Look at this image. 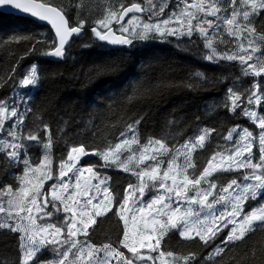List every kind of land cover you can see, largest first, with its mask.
Masks as SVG:
<instances>
[{
	"label": "snow or ice",
	"instance_id": "obj_1",
	"mask_svg": "<svg viewBox=\"0 0 264 264\" xmlns=\"http://www.w3.org/2000/svg\"><path fill=\"white\" fill-rule=\"evenodd\" d=\"M146 2L150 13L147 20L136 16L145 12L140 3L128 6L110 3L103 18L97 19L91 27L90 42L79 45L82 48L121 46L127 54L128 69L139 68L125 83L111 85L105 108H93L87 113L88 119L82 117L76 122L84 125L80 132H66L74 118H61L54 138L49 123L31 107L33 93L40 90L45 80L62 75L59 70L46 71L32 64L19 80L18 87L13 85V103L0 100V132L7 133L0 138V155L3 156L0 168L3 175L12 180L0 186V233L16 235L19 253L11 261L0 259V264H157V261L159 264H211L215 258H222L238 244H243L257 230L264 231V114L250 108L253 104L264 108L261 103L264 79L254 83L251 91L241 92L229 87L222 105L212 102L207 108L208 115H214L221 107L236 113L244 103L242 95L247 94V106L241 110L242 115L256 123L258 137L248 128L238 126L229 129L227 135L217 133L216 128L204 127L194 139L189 138L170 150L168 143L175 141L183 131L173 132L172 129L178 127L183 117L166 119L165 134L160 139L149 137L143 146L139 126L144 115L124 119L133 105H151L174 87L197 90L212 83L211 78L198 70L190 72L179 84L169 78L166 70L151 73L149 69L153 65L145 64L140 57L145 49L153 47L149 43L152 41L166 44L171 43L170 37H176L177 48L187 50L180 41L188 38L191 43V38L197 35L207 52L203 60L216 64L239 62L245 78L264 75V30L258 31L254 25L256 18L264 13V0H181L183 7L178 3V13L155 22L153 17L163 13L167 5L157 6L153 0ZM0 13L46 22L55 33L51 40L38 39L41 33L15 35L7 43L27 42L32 45L29 52H39L56 62H75L73 41L84 35L86 23L80 18L79 10L73 18L68 6H54L50 0H0ZM129 13L133 15L127 25L121 23ZM113 22L119 25V35L113 30ZM229 44L236 50H219L221 45ZM41 46L45 47L44 51ZM93 70L95 76L85 73L89 85L123 73L124 67L123 62L106 60L94 65L89 72ZM223 79L218 78L219 82ZM7 82L0 76V88ZM28 89L32 91L21 94V90ZM117 106L123 113L122 130L118 142L113 143L109 135H99L92 132V128L98 130L100 126L94 125V120L99 117L103 123ZM6 121H13L8 129H5ZM104 127L114 129L117 125ZM214 133L223 145L231 146L218 143L207 166L199 171L193 154L210 146ZM76 136L82 137L78 143L74 142ZM257 140L258 159L253 152ZM54 148L67 149L66 159H60L58 174L53 171ZM33 149L39 150L38 162L32 158ZM90 154L103 163L81 167L82 158ZM180 158L183 163L177 162ZM165 163L166 168L162 167ZM107 167L131 172L137 183H129L122 192L113 189L109 178L102 177L100 172ZM231 172L238 173V177L226 186L217 182V175ZM53 179L55 182L46 188V182ZM110 212L124 225L123 238H118L117 243L134 259L126 257L111 241L92 242L90 232H95L93 226L97 225V218H106ZM177 232L183 240L212 250L202 259L196 252L176 255L161 250V242ZM141 249L158 255H142ZM46 254L51 258L46 259ZM261 264H264V252Z\"/></svg>",
	"mask_w": 264,
	"mask_h": 264
},
{
	"label": "trees",
	"instance_id": "obj_2",
	"mask_svg": "<svg viewBox=\"0 0 264 264\" xmlns=\"http://www.w3.org/2000/svg\"><path fill=\"white\" fill-rule=\"evenodd\" d=\"M159 5L166 4V0H154ZM54 6L65 5L70 8V15L75 18L77 11L80 12V18L85 20V33L78 39L73 41V55L76 57L75 62H56L50 57H44L39 52H29L31 44L27 42L7 43L10 38L15 35H27L31 33H41L38 39L45 37L51 40L54 38L51 30L38 22L25 17H18L14 22L5 21L6 18L13 15L0 13V76L7 80V85L0 88V100H5L10 97L13 92V85L18 86V82L23 78L26 70L32 65L37 64L46 71L59 70L62 75L47 79L42 84L38 92H34V100L31 107L38 114L43 116V119L49 123V128L53 132L55 138L56 127L63 120L74 118L66 132L74 134L80 132L84 125L76 123L81 118L88 119V112L93 108L103 109L107 104L108 92L111 90L113 83L123 84L127 81L130 75L139 72V68L129 70L127 67V54L122 51L121 46H107L99 48L93 45L90 48H82L83 45L90 42L91 27L95 26L97 19L103 18L104 11L108 5L115 4L118 6L123 3L125 6L133 2L140 3L144 6L147 14L149 5L146 0H50ZM178 3L182 7L181 0H173L170 4L172 11L176 13L180 11L177 7ZM115 10V8L113 9ZM174 13V12H173ZM146 20V19H144ZM254 25L258 31L264 30V13L254 21ZM115 30V29H114ZM211 32V30H209ZM117 32V31H116ZM171 43L162 44L159 41L149 42L153 47L145 49L140 60L145 64L151 63L153 67L149 69L151 73L158 74L162 71L170 73L169 78L175 80L178 84L184 81L188 74L193 71L204 72L212 83L204 84L197 90L188 89L183 86H177L165 91L161 97L153 101L151 105L138 104L133 105L127 112V117L137 119L140 115H144L141 122V142H146L149 137L160 139L165 134L166 119L184 120L172 129L173 132H181L182 134L175 140L168 143L169 146H177L197 133L201 128H216L217 133L227 135L229 129L234 126L248 128L254 136L258 137L259 129L253 121L242 115V109L247 106V94L242 95L244 101L237 109L236 113H230L227 109L221 107L214 115L207 114L208 105L212 102L223 104L226 98L227 89L233 87L234 90L243 92L244 89L252 90V85L264 79V75L258 78L243 77L239 62H220L219 64L208 62L202 59L207 52L203 47L202 39L197 35L191 38L189 43L188 38H183L180 43L186 46L177 48V38L170 37ZM225 39H228L225 36ZM229 48L236 50L234 45H221L219 50L225 51ZM45 47L41 46V51ZM257 55H260L259 53ZM106 60H114L123 62L124 71L116 76L104 77L96 81L95 84L89 85L85 78V73L95 76V71L89 72L94 65L100 64ZM252 61H250L251 63ZM15 69V71H13ZM12 77L13 79H9ZM223 77L222 82L218 78ZM31 89L25 90L30 91ZM264 104V99H262ZM251 110H256L258 113L264 114V108L253 104ZM123 113L119 106L114 110V114L106 120L101 121L99 117L94 120V125H99V129L92 128V132H98L99 135H109L113 143L118 142L119 133L122 130L120 127L121 117ZM62 118V119H61ZM199 118V120H197ZM116 124L117 127L106 129V124ZM29 125L31 126V117H29ZM217 133H214L211 138V145L206 146L205 150L208 156L216 151V145H223V141L218 138ZM91 133H89L90 135ZM82 139L80 136L75 137L76 143ZM88 142L87 140L85 141ZM258 146V143L254 147ZM224 147H230L223 145ZM62 148V146H61ZM88 150H91L90 148ZM35 153V160L38 162L40 153L38 149L32 150ZM67 157V149L53 150L54 165L60 163V159ZM3 156L0 155V161ZM98 159H90L82 162L81 166L89 163H96ZM17 171V170H13ZM22 172V167L19 169ZM110 177V184L113 189L122 192L129 183L136 184L137 180L131 172H124L113 167L104 170ZM233 174H227L223 182L225 184L229 179L233 178ZM12 183L11 177L3 175V168H0V186ZM119 207V205H115ZM95 232H90L92 242L96 244L109 242L113 246L119 247L129 257L131 253L122 245L117 243L118 238H123V221L112 212L107 214L106 218H97V225L93 226ZM107 237L108 239H105ZM198 241V238H196ZM17 237L9 233H0V259H8L18 257L16 251ZM161 250L172 251L178 255H187L189 252L199 253V258H204L212 250L211 248L202 249L199 243H192L183 240L177 233H171L161 242ZM262 252H264V231L257 230L250 235L243 244H238L222 258H215L211 264H261ZM255 253V255H253Z\"/></svg>",
	"mask_w": 264,
	"mask_h": 264
},
{
	"label": "rangeland",
	"instance_id": "obj_3",
	"mask_svg": "<svg viewBox=\"0 0 264 264\" xmlns=\"http://www.w3.org/2000/svg\"><path fill=\"white\" fill-rule=\"evenodd\" d=\"M189 2H191V0H189ZM181 3H182V2H181ZM182 7H183V4H182ZM178 12H179V11H178ZM178 12H177V13H178ZM171 16H172V14L169 13L167 16H165V18H164V17H163V18H160V20H163V19H169ZM138 18H139V17H138ZM18 19H19L18 17H15V16H9L8 18L5 19V21H9V22L11 21V22H14V21H16V20H18ZM209 19H213V18H212V17H209ZM156 20H157V19H156ZM156 20H153V22H155ZM125 25H127V22L125 23ZM173 26H174V25H173ZM17 87H18V86H17ZM30 91H32V90H30ZM25 92H26L25 90H21V94H24ZM12 97H13V92H12V94L10 95V97H9L8 99H5V100H6L9 104H12V103H13V100L11 99ZM12 122H13V121H6V122H5V129L10 128ZM236 127H237V126H234V127H232V128H236ZM238 127H239V126H238ZM239 129H243V127H239ZM199 134H200V130L197 131V133H196L195 135H193L192 138L194 139L195 136H197V135H199ZM6 135H7L6 131L0 132V138H4V137H6ZM146 143H147V141H146V142H141V146L145 145ZM257 143H258V140H257ZM182 144H184V142L181 143V144H179V145H177V146H175V147H179V146L182 145ZM227 146H230V145H227ZM168 147H169L170 150L173 148L172 146H169V145H168ZM89 152H91V150H89ZM253 152L256 154L257 159H258V146H257V145H256V147L253 148ZM207 154H208V152H206L205 149H204V150H197V151L193 154V160L196 162L199 171H202V170H203V167L207 166V161H208L209 159L212 158V155H213V154H211V155H209V156H208ZM31 155H32V158L34 159V158H35V153H34L33 151H32V153H31ZM90 159H98V162H96V163H91V164H95V165H97V166H99L100 164L103 163V161L99 160L98 157H95L94 155H91V154H90L89 156H87V157L82 158V162L85 161V160H90ZM165 160H167V157H165ZM82 162H81V164H82ZM177 162H178V163H183V159L180 158ZM87 166H88V164H86V165H84V166H81V167H87ZM58 167H59V164H58L57 166L54 165V158H53V171H54V173H56V174H58ZM162 167H165V168H166V167H167V164L165 163ZM108 168H110V167L102 168V169H100V172H101L102 177H107V178H109V183H110V177H109V175L104 171L105 169H108ZM113 168H114V169H117V170H120V171H123L122 169H120V168H118V167H113ZM227 174H233L234 176H233L232 179H236V178L238 177V173H236V172L223 173V174H219V175H217V182H220V181L225 180L226 178H228V177H227ZM232 179H229L224 185L226 186L227 183L230 182ZM54 182H55V179H53L52 181H48V182H46L45 187L48 188V187H49L52 183H54ZM94 183H95V181H94ZM149 198H150V197H149ZM210 199H211V198H210ZM253 206H256V205L254 204ZM140 251H141V254H142V255H145V256H147V255H153V256L158 255V253L149 252L148 249H141ZM174 254H175V253H174ZM176 255H178V254H176ZM126 257H127V256H126ZM45 258H46V259H50L51 256L48 255V254H46ZM128 258H130V259H134V257H133L132 254H131ZM157 264H159V261H157Z\"/></svg>",
	"mask_w": 264,
	"mask_h": 264
},
{
	"label": "flooded vegetation",
	"instance_id": "obj_4",
	"mask_svg": "<svg viewBox=\"0 0 264 264\" xmlns=\"http://www.w3.org/2000/svg\"><path fill=\"white\" fill-rule=\"evenodd\" d=\"M172 1L173 0H166V5L167 6L165 7L164 12L163 13H158V17H153V20L160 19V18H163V17L165 18V16H167L169 13L170 14H173V12H175V11H172L173 9L169 8ZM135 3H137V2H135ZM153 3L157 4V6H159V4L156 1H154V0H153ZM127 5H130V4H127ZM142 7H144V6L142 5ZM157 11H158V7H157ZM132 15H133L132 13L129 14L128 17L124 21H122L121 23L125 24L127 22V20L131 18ZM148 15L149 14H147L146 11L144 13H136V16L137 17L142 18V19H146V20L148 18ZM112 26L115 29V31H117L118 33H120L119 32V25L118 24H116L115 22H113V25Z\"/></svg>",
	"mask_w": 264,
	"mask_h": 264
},
{
	"label": "water",
	"instance_id": "obj_5",
	"mask_svg": "<svg viewBox=\"0 0 264 264\" xmlns=\"http://www.w3.org/2000/svg\"><path fill=\"white\" fill-rule=\"evenodd\" d=\"M128 6V5H127ZM129 14H131V13H129ZM128 14V15H129ZM128 15L125 17V19L128 17ZM19 17H25V18H28V19H31V18H29V17H27V16H19ZM124 19V20H125ZM32 20V19H31ZM36 22H38L39 24H42V25H45V26H47L50 30H51V32H52V34H53V36H55V33H54V30H52L51 29V25H49V24H47L46 22H42V21H36ZM122 22V21H121ZM113 30H114V28H113ZM115 31V30H114ZM116 32V31H115ZM116 34L117 35H119L120 33H118V32H116ZM112 46V45H111ZM51 58V57H50ZM52 60H54L53 58H51ZM55 61V60H54Z\"/></svg>",
	"mask_w": 264,
	"mask_h": 264
}]
</instances>
